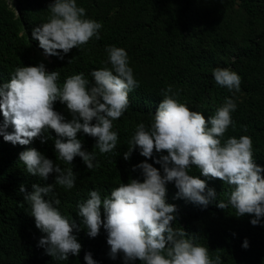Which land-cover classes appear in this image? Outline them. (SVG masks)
Masks as SVG:
<instances>
[{
    "label": "trees",
    "instance_id": "obj_1",
    "mask_svg": "<svg viewBox=\"0 0 264 264\" xmlns=\"http://www.w3.org/2000/svg\"><path fill=\"white\" fill-rule=\"evenodd\" d=\"M53 2L0 0V85L10 82L17 67L41 63L49 73L60 72L57 83L61 87L67 77L80 73L90 84L94 83L92 71L111 68L105 63L106 47L116 46L126 50L139 87L129 93V107L124 115L113 121L118 142L111 153L100 154L94 149L95 138L83 132L77 135L82 150L94 151V164L99 163V168L88 170L80 157L74 159L73 165L59 160L54 147V140L59 137L54 131L45 133L50 137L47 143L36 139L28 146L13 145L0 136V264H86L84 257L89 252L96 264H124L123 253L115 260L110 258L103 227L96 238L89 237L83 225L74 231L82 245L79 256L58 261L46 254L45 248L39 246L44 234L36 228L24 196L33 191V185L54 184L57 174L47 180L33 176L19 160L20 153L36 148L61 168L73 167L75 187L67 190L56 186L55 198L61 201L56 207L80 224L77 205L86 201L91 191H99L103 199L130 179L143 182L141 171H133L143 162L152 164L163 175V168L155 163L160 154L150 160L140 155L139 148L129 160L123 154L138 124L151 127L163 99L161 91L171 85L179 102L206 119L226 99H234V126L228 128L223 140L250 136L254 159L264 167V0H77V6L86 9V18L103 24L101 39L93 38L82 48L73 49L63 60L46 55L39 41L32 38L33 30L48 21V6ZM217 67L231 69L241 77L240 92H230L216 83L212 73ZM54 108L71 119L65 104L57 101ZM8 131H12L11 127ZM189 175L205 180L207 187L215 190L216 198L205 208L177 198L175 183L167 184L166 201L177 208L172 226L183 228L188 233L186 238L207 247L213 259L219 255L222 264H264V218L253 226L250 221L254 216L237 217L231 205L226 210L219 209L216 205L220 201L228 203L232 186L204 177L195 166ZM22 185L26 193L19 191ZM245 240L249 243L247 249L243 247Z\"/></svg>",
    "mask_w": 264,
    "mask_h": 264
},
{
    "label": "clouds",
    "instance_id": "obj_2",
    "mask_svg": "<svg viewBox=\"0 0 264 264\" xmlns=\"http://www.w3.org/2000/svg\"><path fill=\"white\" fill-rule=\"evenodd\" d=\"M48 11V21L32 32V38L39 41L46 55L63 60L73 49L82 48L93 38L101 39L103 24L86 18V9L78 7L77 0H54ZM105 51V63L111 68L92 71L91 84L80 73L67 77L61 87L57 83L60 72L49 73L43 63L17 67L10 82L0 85V136L4 141L21 146L36 139L47 143L50 137L45 133L54 131L59 137L54 140L59 160L73 165L74 159L80 157L88 170L99 168V163L94 164V151L82 150L77 135L83 132L95 138L94 149L100 154L111 153L118 142V133L112 130L113 121L124 115L129 107V93L139 87L126 50L107 46ZM74 59L68 61L69 65ZM212 74L218 85L233 93L240 92L241 77L231 69L217 67ZM161 95L163 99L151 127L137 125L123 158L129 160L137 148L149 160L160 154L155 163L161 165L163 175L152 164L143 162L133 168L141 171L143 182L130 179L103 199L99 191H91L89 198L77 205L80 224L62 215L56 207L61 203L55 198L56 186L67 190L75 187L73 167L61 168L36 148L20 153L19 160L33 176L47 180L51 174H57L54 184L33 185V191L24 196L31 206L36 228L44 234L39 246L45 248L47 255L58 261H67L70 255L79 256L82 245L73 233L83 225L91 238H96L103 227L110 258L115 260L123 253L124 264L137 260L141 264H222L219 255L213 259L207 247L186 238L188 233L183 228L172 226L177 208L166 201L167 184L175 183L177 198L205 208L216 198L215 190L209 189L205 180L189 175L193 166L204 177L232 186L228 203L220 201L216 207L226 210L231 205L237 217L251 215V224H260L264 218V167L254 159L252 139L242 135L239 139L223 140L228 128L234 126V99H226L206 119L179 102L171 85ZM57 101L66 105L70 120L55 110ZM165 152L167 155H163ZM19 191L26 193L23 185ZM243 247H249L247 240ZM84 259L86 264H96L90 252Z\"/></svg>",
    "mask_w": 264,
    "mask_h": 264
}]
</instances>
